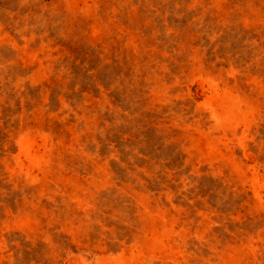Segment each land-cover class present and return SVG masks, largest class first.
<instances>
[{
	"label": "rangeland",
	"instance_id": "1",
	"mask_svg": "<svg viewBox=\"0 0 264 264\" xmlns=\"http://www.w3.org/2000/svg\"><path fill=\"white\" fill-rule=\"evenodd\" d=\"M0 264H264V0H0Z\"/></svg>",
	"mask_w": 264,
	"mask_h": 264
}]
</instances>
